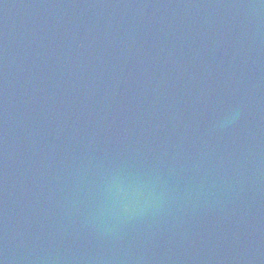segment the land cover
I'll use <instances>...</instances> for the list:
<instances>
[{
  "label": "water",
  "instance_id": "95a60500",
  "mask_svg": "<svg viewBox=\"0 0 264 264\" xmlns=\"http://www.w3.org/2000/svg\"><path fill=\"white\" fill-rule=\"evenodd\" d=\"M0 264H264V0H0Z\"/></svg>",
  "mask_w": 264,
  "mask_h": 264
}]
</instances>
